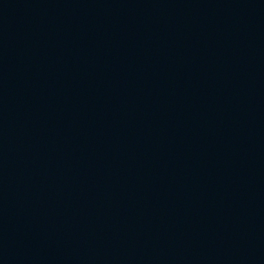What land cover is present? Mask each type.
I'll use <instances>...</instances> for the list:
<instances>
[{
  "label": "water",
  "instance_id": "95a60500",
  "mask_svg": "<svg viewBox=\"0 0 264 264\" xmlns=\"http://www.w3.org/2000/svg\"><path fill=\"white\" fill-rule=\"evenodd\" d=\"M0 264H264V0H0Z\"/></svg>",
  "mask_w": 264,
  "mask_h": 264
}]
</instances>
